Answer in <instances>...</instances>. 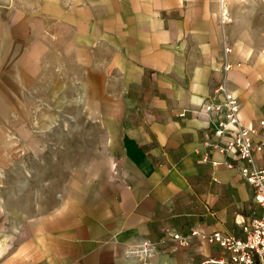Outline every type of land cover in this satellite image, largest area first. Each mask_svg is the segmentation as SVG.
I'll return each mask as SVG.
<instances>
[{"label": "crops", "instance_id": "1", "mask_svg": "<svg viewBox=\"0 0 264 264\" xmlns=\"http://www.w3.org/2000/svg\"><path fill=\"white\" fill-rule=\"evenodd\" d=\"M228 32L220 0H0V156L35 102L60 100L99 126L106 155L73 201L0 213V264H229L211 236L245 239L262 208L193 108L226 81L264 142V50L241 54ZM145 241L151 260L136 255Z\"/></svg>", "mask_w": 264, "mask_h": 264}, {"label": "rangeland", "instance_id": "2", "mask_svg": "<svg viewBox=\"0 0 264 264\" xmlns=\"http://www.w3.org/2000/svg\"><path fill=\"white\" fill-rule=\"evenodd\" d=\"M224 5L231 47L241 54L263 51L264 0H225ZM34 105L37 116L26 118V132L13 128L0 156V213L12 221L73 201L96 183L106 161L105 134L77 102Z\"/></svg>", "mask_w": 264, "mask_h": 264}, {"label": "built area", "instance_id": "3", "mask_svg": "<svg viewBox=\"0 0 264 264\" xmlns=\"http://www.w3.org/2000/svg\"><path fill=\"white\" fill-rule=\"evenodd\" d=\"M220 3L221 18L225 23L228 20L225 0H220ZM225 52L231 53L232 48L226 46ZM231 68L232 65L227 64L224 70L228 72ZM193 112L209 122L215 136L224 139V145L219 147V152L233 160V163H226L227 167L241 171L246 181L255 188V201L262 208L261 217L252 219L244 225L245 239L216 232L211 236L212 242L228 252L229 264H264V169L252 167L254 156L263 151L264 142L259 145L253 144L256 130L246 127L240 121V103L228 88L226 81L217 85L212 99L194 107ZM260 126L264 127V120L260 121ZM193 235L196 236L197 233L194 232ZM173 238L181 245H188V239L178 234ZM153 253L151 244L145 241L136 255L139 259L151 260Z\"/></svg>", "mask_w": 264, "mask_h": 264}]
</instances>
